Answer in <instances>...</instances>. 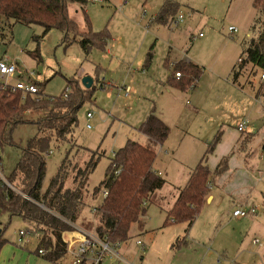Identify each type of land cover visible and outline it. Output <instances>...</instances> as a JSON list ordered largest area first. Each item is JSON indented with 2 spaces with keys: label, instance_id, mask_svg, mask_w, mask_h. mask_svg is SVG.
I'll return each mask as SVG.
<instances>
[{
  "label": "rangeland",
  "instance_id": "rangeland-1",
  "mask_svg": "<svg viewBox=\"0 0 264 264\" xmlns=\"http://www.w3.org/2000/svg\"><path fill=\"white\" fill-rule=\"evenodd\" d=\"M167 1L103 0L87 4L84 8L79 4L68 5L71 19L82 32L90 27L110 36L106 48L94 47L89 57L79 42L67 47L63 42L65 34L59 30L44 34V28L39 25L27 27L11 22L10 27L0 23V61L4 58L17 65L15 83L26 81L34 74L33 77L45 86L48 97L59 98L72 91H68V81L78 82L84 90L88 89L82 80L90 78L93 81L92 90L89 89L91 98L78 112L79 126L72 141L56 144L53 138L50 142L53 154L47 155L44 181L45 190L68 156L69 180L66 186L74 187L76 170L84 169L89 161H95L104 154L97 169L89 176V198L79 220L80 225L95 226L92 212L101 204L104 194H98L96 199L92 194L105 179L114 154L126 147L129 140L151 146L140 131L142 124L155 115L170 129L168 139L155 148V168L168 180L161 192L165 199L149 205L148 212L140 219L145 222L143 234L139 224H135L129 233L133 238L121 249L132 264H143L149 258L146 253L151 243L154 251L149 254L150 259L156 260L163 254L168 240L178 237L176 233L185 236V224L162 228L167 221L162 208H169L175 192L173 187L184 184L188 175L184 165L197 166L200 162L197 153L201 154L203 146L191 143L190 139L208 133L213 135L214 132L215 137L220 130L218 125L237 123V119H241L240 104L243 100L239 97L240 88L251 92L250 86L259 71L246 65L237 83L231 76L234 66L244 56L247 44L257 39L261 31L262 26L256 22L259 14L253 6L254 0H169L176 4L178 10L174 20L171 18L168 26H163L153 20ZM180 16L184 19L177 25L174 22ZM230 28L237 32L230 34ZM151 54L153 58L149 62ZM169 59L172 63L193 62L204 69L196 90L183 93L170 88L167 91L164 83L169 70L165 64ZM88 113L93 116L90 122L86 117ZM26 119L33 121L37 114L27 113ZM88 125L91 129H87ZM36 135V126L20 125L13 132V141L16 146L24 147ZM3 150L2 174L6 179L17 167L21 150L13 146H5ZM215 210H206L188 233L189 242L193 238L195 240L194 253L200 254L195 258L202 261L205 251L212 249L215 255L211 264H264V233H257L263 228L254 226L251 239L246 233L244 238L238 232L234 235L229 230V234L215 217ZM27 227L26 222L18 217H0L2 237L10 245L28 246L34 251L36 243L21 245L19 240L20 232ZM89 232L93 234L94 230ZM214 237L216 240L211 244ZM28 238V235L24 237V243ZM205 238L208 244L204 246L199 240ZM254 238H258L260 244L252 243ZM137 242L145 243L144 250L136 246ZM70 259L69 254L63 258L62 264ZM110 262L108 259L104 264Z\"/></svg>",
  "mask_w": 264,
  "mask_h": 264
},
{
  "label": "trees",
  "instance_id": "trees-1",
  "mask_svg": "<svg viewBox=\"0 0 264 264\" xmlns=\"http://www.w3.org/2000/svg\"><path fill=\"white\" fill-rule=\"evenodd\" d=\"M85 6V0H0V23L11 27L10 23L32 27L39 25L44 34L51 30H59L65 34L63 42L69 47L79 42L85 55L89 57L94 47L105 49L110 36L104 32H96L90 27L82 32L78 24L71 19L68 5ZM259 14L256 21L261 25L257 39L247 44L242 62L232 70L233 82L237 83L244 74L246 65L264 70V0H254L253 4ZM177 6L167 1L162 11L153 20L155 23L168 26L170 19L177 13ZM153 55H149L150 62ZM165 67L169 70L166 84L185 93L197 88L204 69L193 62H179ZM177 74L180 75L177 78ZM258 74V73H257ZM40 93L24 96L21 91L0 88V149L13 146L21 150V159L17 167L6 178L12 188L4 185L0 179V217L10 219L18 217L26 222L27 232L37 243L36 252L44 251V259L54 264L66 257L67 251L60 243L63 233L77 230L79 220L87 207V190L90 175L97 169L101 157L89 161L86 167L76 170L74 187H68L69 157L66 156L58 173L52 178L44 190L47 172V154L51 152L50 142L54 138L56 144L72 141L75 129L79 126L77 117L81 107L91 98V90H84L78 82L68 81V91L63 96L51 97L45 94V86L37 82ZM67 95V97H65ZM37 114V119L27 120V113ZM37 127L35 138L24 147L16 146L13 132L20 125ZM140 131L147 137L151 146L140 145L129 140L126 147L114 154L111 165L106 171L105 179L94 189L93 199L98 194L107 192L101 204L93 209L95 226L81 225L82 232L94 230L93 236L108 244L125 243L129 240V232L133 225L148 212L149 204L162 189L166 181L155 171L157 152L154 145H162L170 135V129L157 116L151 115L142 124ZM222 133H218L205 152L203 160L190 173L186 186L180 189L174 207L168 212L165 226L174 223L191 226L203 210L210 195V184L225 171L229 157H225L216 171L211 173L206 157L214 152ZM4 151V150H3ZM69 153V152H68ZM81 229V228H80ZM0 233V250L8 243ZM65 235L64 245L68 247ZM177 241L174 248L185 243ZM85 264V262H84Z\"/></svg>",
  "mask_w": 264,
  "mask_h": 264
},
{
  "label": "crops",
  "instance_id": "crops-1",
  "mask_svg": "<svg viewBox=\"0 0 264 264\" xmlns=\"http://www.w3.org/2000/svg\"><path fill=\"white\" fill-rule=\"evenodd\" d=\"M81 7L84 8V6ZM174 23H176L177 25L180 24L177 21ZM242 59L243 58L240 57L239 63L242 62ZM167 61L169 62V65H175L179 63V62L172 63L170 59ZM260 71L262 72L264 70H260ZM258 77H259V71L256 78H254L253 80V85L250 86L252 89L251 92H245L243 88H240L241 91H239V97L243 99L240 104L241 119H237L239 121L233 125L232 124L222 125V126L218 125L220 130L217 132V134L220 132L222 133L221 139L214 152L211 153L209 156H207L205 158L206 159L205 161L207 163L210 172L214 173L219 163L225 157L230 156L229 157L230 159L223 174L216 177L213 180L212 184H210L209 187L210 195L205 203L203 210L197 217L201 220L202 215L206 210L216 209L215 217L220 220V224L222 228H224L228 233L230 230L231 233H233L234 235L236 234L235 232H238L243 238H244V233H246V236L249 239H251L253 237L252 235H254L253 234L254 226L263 228L257 231V233L259 234L264 233V155H263L264 85L258 83V81L256 82ZM166 82L164 83V86L167 89V91H169L170 88L166 84ZM247 119L249 120L247 126L248 128L246 132L240 133L238 131V125L243 120H247ZM214 131H216V129ZM214 134L215 132L213 133V135L212 133H208V135H204L201 137L194 136L193 137L194 139H190L191 143L197 142L198 144H201V146H203V150L201 154L197 153V156L199 155L197 159H200L199 160L200 162L198 164L202 162L205 152L208 149V146L216 137V136L213 137ZM188 136L191 137L190 135ZM155 148L156 146L154 145V149ZM197 166L184 165V167H186L187 169L188 175L182 186L173 187L175 192L173 194L172 201L169 204L170 205L169 208L167 210H164L162 208V210L165 211L167 215L168 212L174 207V203L179 195L180 189L186 186L191 175L190 173ZM154 169L158 173V175H160L163 179H165L166 181L165 186H166L168 184V180L164 177V175H161V172H159L155 168V166ZM165 186L158 191V193L154 197L153 203L149 205L155 203L157 204L158 201L160 202L161 200L165 199L161 195V192L163 191ZM249 201L254 203L259 208V213L255 216H250L247 218H234L233 217L234 211L239 208H245L246 204ZM197 218L196 221L198 220ZM196 221L191 226L185 224L187 225V228L185 229V236L182 237L179 234L180 232H178L175 234L178 235V237L168 240L165 249L163 250V254L156 260L150 259L149 254L154 251V247L151 243L147 248V253H146L147 257L149 256V258L145 259L143 264H211L210 261L214 258L213 255H215L214 251L212 249H209V251L206 250L204 256L202 257L203 260L199 262V259L195 258V256H200V254L194 253L195 250H193V248L195 247L194 238L192 239L193 243L192 241L189 242L188 233L193 228ZM80 224L82 223H79V225ZM172 225L170 226L164 225L162 228L172 227ZM139 227L141 230V234H143L145 222L141 221L139 223ZM82 233H84V231L82 232V229L78 227L77 230L74 232L61 234L60 243L66 249L67 254L71 255V259L66 264H72L73 261L76 259L75 253L77 252L79 245L82 242ZM85 233L93 235L91 232H85ZM68 234L71 235V237L67 239V242L69 243L67 247L64 245V241H65L64 236ZM132 238L133 237L129 235V240H131ZM184 238L186 239L185 243L181 245L179 248H174L177 241L183 240ZM31 240H32L31 243H26V244L23 243V244L27 245V244L36 243V240H34L32 237ZM129 240L125 243H119V246L115 248V253L108 254L101 264H104L108 259L112 261L110 262V264H132L131 261H128L125 258L124 255H126V253L124 252V250H121L124 244L126 245L127 243H129ZM215 240L216 237H214L213 241H211V244H213ZM255 240H259V239L254 238L252 240L253 241L252 243H254ZM199 242H201L202 243L201 245L204 246L208 244L207 238L200 239ZM136 246L144 250L145 243L143 244L141 242H137ZM20 247L15 245H10V242L8 241L5 248H3L2 251L0 252V264H52L47 260H45L44 256L38 255L36 250L32 251L27 248L28 246L24 248L21 247L23 249H21ZM166 249L167 251H169V254H165L167 252ZM62 260L59 263H54V264H62L63 263Z\"/></svg>",
  "mask_w": 264,
  "mask_h": 264
},
{
  "label": "built area",
  "instance_id": "built-area-1",
  "mask_svg": "<svg viewBox=\"0 0 264 264\" xmlns=\"http://www.w3.org/2000/svg\"><path fill=\"white\" fill-rule=\"evenodd\" d=\"M87 3H100L102 0H85ZM184 19V16H180L177 20L178 23H181ZM230 34H234L237 32L235 28H230L229 29ZM199 37H202L200 34ZM18 75V69L17 65L15 63H11L8 59H2L0 61V88L1 89H11L13 92H19L21 91L24 96L30 95H38L40 93V88L36 85L38 82L33 76L34 74H31L26 81H20L15 83V78H17ZM180 75L177 74V78H179ZM260 84L264 85V71L260 73L258 79ZM129 91L127 90V95ZM67 97V95H65ZM87 120L90 122L93 119V116L91 113L87 114ZM249 120H243L239 125H238V131L240 133H244L247 130ZM87 129H91V126L88 125ZM3 154V150L0 149V179L3 181L4 185L7 186L8 188H12L11 185L8 183V181L3 177L2 174V161H1V156ZM53 154V151L49 152L47 155L51 156ZM263 155H264V149H263ZM108 195L107 192H104V197ZM259 213V208L249 201L246 204L245 208H239L234 211L233 217L235 218H247L250 216H255ZM28 235L29 238L27 239L28 242L26 243H31V236L27 232H20V243L23 245L24 243V237ZM254 243H259V240H255ZM119 246V243H114V244H108L98 238H95L91 234H86L85 232L82 233V242L79 245V248L77 252L75 253L76 259L73 261L72 264H101L105 257L108 254H114L115 253V248ZM38 255L44 256V251L41 250L39 251Z\"/></svg>",
  "mask_w": 264,
  "mask_h": 264
},
{
  "label": "water",
  "instance_id": "water-1",
  "mask_svg": "<svg viewBox=\"0 0 264 264\" xmlns=\"http://www.w3.org/2000/svg\"><path fill=\"white\" fill-rule=\"evenodd\" d=\"M82 84L84 87H86V89H91L92 85H93V81L90 78H84L82 80ZM0 233H1V229H0Z\"/></svg>",
  "mask_w": 264,
  "mask_h": 264
}]
</instances>
